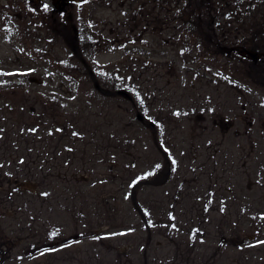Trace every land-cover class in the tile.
<instances>
[{"label":"rangeland","instance_id":"rangeland-1","mask_svg":"<svg viewBox=\"0 0 264 264\" xmlns=\"http://www.w3.org/2000/svg\"><path fill=\"white\" fill-rule=\"evenodd\" d=\"M82 1L77 38L0 0V264H264V150L209 154L264 99L226 49L264 52L261 0Z\"/></svg>","mask_w":264,"mask_h":264},{"label":"flooded vegetation","instance_id":"flooded-vegetation-1","mask_svg":"<svg viewBox=\"0 0 264 264\" xmlns=\"http://www.w3.org/2000/svg\"><path fill=\"white\" fill-rule=\"evenodd\" d=\"M75 2H77V0H67L66 2H60L58 5L54 6L52 4L50 5L44 2L43 0H26L25 6H20L19 8H21L22 10L20 12L26 13V16L24 17L26 19L28 18L31 21H50L49 27L52 30L56 29L57 21H69L71 25H73L75 36L78 38V25L73 24L75 18L78 17V3ZM261 4L264 5V0H261ZM262 9L263 7L260 5V10L263 12ZM17 15L20 16L21 13H18ZM80 16L82 17V15ZM75 53H77V50H75ZM260 59L264 61L263 57ZM258 61L259 59L254 60L252 62ZM242 110L243 113L239 115V119L244 129L240 127L243 130L236 129L235 131H233V116H231L227 119L228 123H226V126L223 128V131H221L223 133V137H221L223 140L218 139L212 142V145H210L211 151L209 152V154L213 161L212 168L220 170L219 174H215V178L217 179L229 176L227 173H229L232 169L231 152L221 153V147L219 146H221L223 142H227L231 148L233 144H239V149H244L243 152L247 154L254 153V151L257 149H261L259 151L261 154V151L264 150V99L259 100L254 98H247L242 103ZM217 114L218 113L215 112L214 117H216ZM235 116L238 117V115ZM244 143L247 146L244 145ZM217 147L220 149H218Z\"/></svg>","mask_w":264,"mask_h":264},{"label":"water","instance_id":"water-1","mask_svg":"<svg viewBox=\"0 0 264 264\" xmlns=\"http://www.w3.org/2000/svg\"><path fill=\"white\" fill-rule=\"evenodd\" d=\"M43 1H46L47 3L52 4L54 6L58 5L60 2H66V0H43ZM229 49H231V50L232 49H238V51L241 55L246 56L248 58H253V59H256V58L260 57L261 55H264L263 52H258L256 50L241 47V46H235V47H231ZM119 93L125 94L126 96H129V94L123 89H120ZM138 116H139V118L141 117V115H138Z\"/></svg>","mask_w":264,"mask_h":264},{"label":"trees","instance_id":"trees-1","mask_svg":"<svg viewBox=\"0 0 264 264\" xmlns=\"http://www.w3.org/2000/svg\"><path fill=\"white\" fill-rule=\"evenodd\" d=\"M199 1H197V3H198ZM198 14H199V12H197L196 13V16H194V14H193V10L190 12V16L192 17V18H196V17H198ZM220 25V22H218L217 24H216V27H218ZM189 26H192V28H193V23L192 22H189ZM214 26H215V24H214ZM190 28V27H189ZM213 34V33H212Z\"/></svg>","mask_w":264,"mask_h":264}]
</instances>
